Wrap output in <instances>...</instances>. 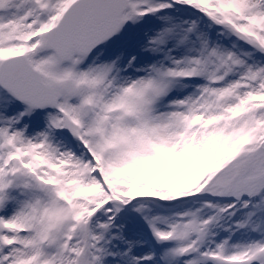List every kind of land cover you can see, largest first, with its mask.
I'll use <instances>...</instances> for the list:
<instances>
[{
  "label": "snow or ice",
  "instance_id": "1",
  "mask_svg": "<svg viewBox=\"0 0 264 264\" xmlns=\"http://www.w3.org/2000/svg\"><path fill=\"white\" fill-rule=\"evenodd\" d=\"M0 264H264V0H0Z\"/></svg>",
  "mask_w": 264,
  "mask_h": 264
}]
</instances>
